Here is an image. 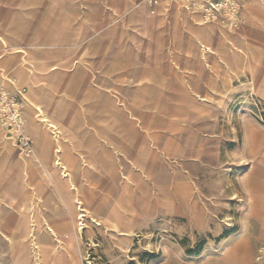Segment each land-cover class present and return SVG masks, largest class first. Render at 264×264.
I'll list each match as a JSON object with an SVG mask.
<instances>
[{
  "label": "rangeland",
  "instance_id": "obj_1",
  "mask_svg": "<svg viewBox=\"0 0 264 264\" xmlns=\"http://www.w3.org/2000/svg\"><path fill=\"white\" fill-rule=\"evenodd\" d=\"M126 1L125 9L123 0H0V28L12 19L21 21L25 48L35 50L42 45L36 37L44 18L50 26L59 25V33L65 28L63 34L68 36V42L39 50L43 68L50 71L58 69L62 61L68 64L62 70L79 82L80 89L90 83L111 96L118 106V112L108 106L115 114L114 136L131 135L129 121L126 122L131 114L139 124L137 149L144 141L154 149L150 169L133 168L134 156L122 160L123 173L132 180L126 197L122 194L110 201L106 193L120 185L112 174L105 182L106 173L100 165L95 166L90 180L102 190L97 201L99 218L112 202L117 219L119 216L132 223L133 218L135 227L133 234L122 236L111 232L115 222L102 218L106 228L101 231L94 228L90 234L84 230L80 245L82 264H223L219 262L223 250L237 239L239 221L250 208L248 194L239 181L240 173L249 167L240 160L246 143L248 156L264 164V35L260 33H264V24L245 23L237 40L227 38L224 33L239 30L245 5L264 6V0H237L236 26L225 11L208 18L205 6H194L192 2ZM138 1H149L144 5L150 13L159 6L152 40L141 35L139 23L131 22ZM193 12H197L205 27L218 23L212 34V52L205 55L192 45L189 33L194 29L190 15ZM78 38L81 40L69 43ZM232 43L236 48L247 49L249 71H240L234 63ZM14 52L0 49V57L8 54L14 57ZM73 63H77L76 67H72ZM261 75L260 93H251L252 77ZM182 77L185 84L192 82L195 94ZM20 90L26 95L29 88L15 78L11 81L0 76V136L15 143L11 159L0 154V185L8 190L16 186L14 176L17 181L22 179L16 161L33 155V141L27 133L26 103ZM101 101V97L93 94L84 107L83 121L89 122L91 130L105 116L107 109ZM18 115L28 141L23 133L16 135L13 131L14 126H19ZM243 116L254 125L247 132ZM166 125L173 126L174 132L167 130L160 136L162 131L158 127ZM170 136L186 153L176 163L155 147L159 138L164 139L163 145ZM3 139L0 138V145ZM205 147L218 157L204 154L199 159L198 152ZM132 168L135 173L130 172ZM37 169V166L29 168ZM110 179L114 180V187ZM12 205L10 209L20 220L30 216L26 208ZM6 208L1 205L0 211ZM46 213L54 215L48 210ZM257 232L256 227L249 226L255 258L252 264H264V259L258 260L264 232L259 236ZM57 250L66 253L65 248ZM35 260L32 255L26 261L19 259L0 232V264H45L42 259L39 263Z\"/></svg>",
  "mask_w": 264,
  "mask_h": 264
},
{
  "label": "bare ground",
  "instance_id": "obj_2",
  "mask_svg": "<svg viewBox=\"0 0 264 264\" xmlns=\"http://www.w3.org/2000/svg\"><path fill=\"white\" fill-rule=\"evenodd\" d=\"M176 1L192 2L194 6L199 5V7L202 2L201 0ZM145 3H149V1H138L139 6L134 10L131 22L134 25L139 23L141 35L152 40V32L156 29L155 12H159V6L150 13L145 7ZM123 4L126 9L128 1L123 0ZM245 6L247 7L244 9L239 30H231L232 34L228 35L224 33L227 38L234 37V40H237L239 35L243 34L241 31L245 23L264 24L263 5L248 4ZM227 10H225L227 17L230 16L231 23L236 26L238 14L235 11ZM190 15L194 21L192 24L194 29L189 33L193 38L192 45L197 46L204 55L212 52V34L218 23L205 27L201 24L197 12ZM46 20L47 18H44L41 22L36 37V40L42 45L35 50L30 47L25 48L23 45L21 38L24 26L21 21L12 19L9 24L0 28V49L15 51L14 57L11 56L12 54L0 57V76H6L11 81H14L15 78V81L25 84L29 88L26 95L21 90L19 92L26 103L27 133L33 141V155L22 157L21 160L16 161L17 166L22 170V179L17 181V176H14L16 186L10 190L4 185H0V206L4 205L8 208L3 212L0 211V232L7 240L11 251L22 261L28 260L32 255L37 263L42 259L45 264H82L83 254L80 245L84 230L88 234L92 233L94 228L101 231L103 227H107L103 219L115 222L111 232L121 233L122 236L133 234L135 227L133 218L132 223H128L119 216L117 219L112 202L105 210L103 219L99 218L97 201L102 190L99 185L97 186L90 180V174L92 175L95 166L100 165L106 173L105 182L112 174L113 177L116 176L120 185L114 187L113 177L110 179L114 190L106 193L108 199L112 201L113 198L122 194L126 197L132 180L123 173L124 168L120 165L122 160L127 156H134L133 168L150 169L154 149L148 141H144L137 149L136 136L139 131L136 126L139 127V124L131 114L126 121H129L128 133L131 131V135L129 134L127 137L114 136L112 125L115 114L108 110V106L112 105V109L116 111L118 106L114 104L111 96L98 91L90 83L80 89L79 82L73 81L74 77L66 76L62 70L67 68L68 64L62 61L58 65V69L56 67L50 71L47 67L43 68L45 64L39 62L41 55L39 50L51 47L55 43L68 42V36L63 34L65 28L59 33V25L55 23L50 26ZM98 24L99 20H97L96 26ZM260 33L264 35V33ZM79 40L81 38L73 40V42L69 41V43ZM232 44L235 50L234 63L239 66L240 71H249L246 64L247 49L236 48L235 44ZM255 48L258 49L257 46ZM76 64L73 63L72 67H76ZM182 80L185 84V77H182ZM191 83L187 81L185 85L191 88V92L195 94ZM9 85L11 86L13 83ZM262 86V75L257 78L252 77L249 84L251 93H260ZM184 92L187 93V90L184 89ZM93 94L101 97L102 106L107 109L104 118L98 123L95 130L89 129V122L87 123L86 119L83 121L85 118L84 107ZM16 117L19 126H14L13 131L16 135L23 133L27 140L28 134L26 128H22L24 124H21V117L19 115ZM242 119L243 128L247 132L254 125L248 117L243 116ZM158 129L162 131L160 136L165 135L167 130L171 133L174 132L173 126L168 125L158 127ZM0 138L4 137L0 136ZM159 139L155 147L163 152L169 161L176 163L183 160L186 154L185 149L171 136L163 145L161 142L164 139ZM2 144L0 145V154L11 159L15 143L11 139H3ZM246 144L243 150L245 154L241 155L240 160L249 167L240 173L239 181L248 194L250 208L239 221L240 232L237 239L223 250L222 259L219 261L223 264H252L255 258H252L253 249L250 244L249 226L257 228V236L264 232V164L254 157L248 156ZM204 154L218 157L213 150L206 147L198 152L199 159ZM251 159V163L248 164L247 161ZM32 166H37V171H30L29 168ZM133 168L130 169V172L135 173ZM248 170L251 171L247 173ZM13 203L30 211V216L28 215V218L24 220L14 216V210L10 209L13 208ZM241 204L242 200L239 201V205ZM90 206H95V208L92 209ZM46 210L54 213V217L50 216L51 214L48 215ZM67 222L71 223L67 224ZM58 247L65 248L66 253L59 252ZM258 252L260 253L258 260L264 259V245L258 248Z\"/></svg>",
  "mask_w": 264,
  "mask_h": 264
},
{
  "label": "built area",
  "instance_id": "obj_3",
  "mask_svg": "<svg viewBox=\"0 0 264 264\" xmlns=\"http://www.w3.org/2000/svg\"><path fill=\"white\" fill-rule=\"evenodd\" d=\"M205 6V13L208 18L215 17V13L220 10H230L232 12H236L238 10V2L237 0H202L201 8ZM227 10V11H228Z\"/></svg>",
  "mask_w": 264,
  "mask_h": 264
}]
</instances>
